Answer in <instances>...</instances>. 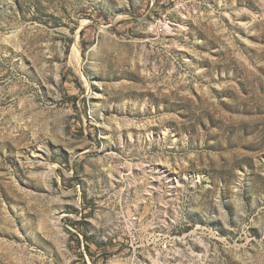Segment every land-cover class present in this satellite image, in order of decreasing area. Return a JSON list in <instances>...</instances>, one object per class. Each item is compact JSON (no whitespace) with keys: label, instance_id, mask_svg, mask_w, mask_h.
<instances>
[{"label":"rangeland","instance_id":"rangeland-1","mask_svg":"<svg viewBox=\"0 0 264 264\" xmlns=\"http://www.w3.org/2000/svg\"><path fill=\"white\" fill-rule=\"evenodd\" d=\"M0 264H264V0H0Z\"/></svg>","mask_w":264,"mask_h":264},{"label":"bare ground","instance_id":"bare-ground-1","mask_svg":"<svg viewBox=\"0 0 264 264\" xmlns=\"http://www.w3.org/2000/svg\"><path fill=\"white\" fill-rule=\"evenodd\" d=\"M76 46V45H75Z\"/></svg>","mask_w":264,"mask_h":264}]
</instances>
